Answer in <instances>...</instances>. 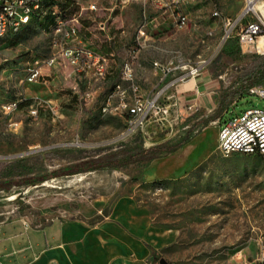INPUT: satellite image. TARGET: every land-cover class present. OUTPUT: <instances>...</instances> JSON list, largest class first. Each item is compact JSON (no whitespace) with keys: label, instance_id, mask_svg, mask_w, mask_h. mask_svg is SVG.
Returning a JSON list of instances; mask_svg holds the SVG:
<instances>
[{"label":"rangeland","instance_id":"obj_1","mask_svg":"<svg viewBox=\"0 0 264 264\" xmlns=\"http://www.w3.org/2000/svg\"><path fill=\"white\" fill-rule=\"evenodd\" d=\"M52 1L64 6L68 17L80 15L78 38L72 44L107 56L110 74L96 82L91 73H77L63 64L43 72L39 83H20L25 62L50 56L43 30L53 20L42 12L35 17L42 18L43 30L33 22L0 44V182L48 176L77 162L114 161L131 147L190 140L151 161L0 192V225L108 220L156 250V259L148 256L140 264H159L160 259L167 264H257L264 245V157H223L218 128L246 110H264V85L261 97L248 93L235 97L231 111L209 124L204 122L212 114L184 112L177 87H169L160 98L161 104L171 106L169 114L149 118L132 135H123L124 116L100 110L133 50L134 85L140 96L155 95L191 68H199L195 78L213 80L219 96L230 90L264 56L254 44L240 46L238 26L224 39L225 24L237 19L243 1L182 0L186 16L182 29L171 28L166 15L150 6L123 8L116 0ZM91 4L97 11H88ZM144 24L145 36L138 45L136 37ZM160 69L167 70L165 77ZM24 98L51 102L56 114L42 107L33 120L25 106L11 113L4 109Z\"/></svg>","mask_w":264,"mask_h":264},{"label":"built area","instance_id":"obj_2","mask_svg":"<svg viewBox=\"0 0 264 264\" xmlns=\"http://www.w3.org/2000/svg\"><path fill=\"white\" fill-rule=\"evenodd\" d=\"M46 0H0V44L19 34L33 22L40 21L41 17H35L36 13L47 14L44 9ZM120 7L139 4L143 7L150 6L154 10L166 15L169 26L174 29H182L186 25V16L181 12L182 0H116ZM243 8L237 19L228 20L225 24L227 31L224 39H229L233 30L239 27L236 37L240 46L256 45L259 39L264 38V0H242ZM88 11L95 12L97 7L91 4ZM54 16L49 37L50 56L43 59H33L22 65L23 78L20 83L36 84L44 79L43 72L56 69L63 64L68 65L77 73L89 72L96 82H104L110 74L109 58L95 50L83 45H74L77 40V27L80 15L73 14L66 17L53 7ZM217 16V13H214ZM147 24V23H146ZM138 30L136 42L139 45L141 37L145 36L144 28ZM104 31V27L100 26ZM122 64L119 81L105 93L100 108L101 113L110 116L122 117L125 120L123 135H132L140 131L151 117L167 116L171 106L161 104L160 98L169 87H177L185 83L188 78L198 75L199 68H191L186 74L173 79V81L152 96L138 95V88L134 85L133 59ZM45 72V73H46ZM163 77L167 70L160 69ZM261 88H253L249 95H260ZM27 99L7 105L4 109L16 112L20 105ZM43 103V104H41ZM30 117L35 120L39 108L45 107L52 115H55V107L51 102H32L28 106ZM16 127V124H14ZM218 151L223 157L231 155L261 156L264 157V110L250 109L232 117L218 128ZM257 264H264V245L260 248Z\"/></svg>","mask_w":264,"mask_h":264},{"label":"crops","instance_id":"obj_3","mask_svg":"<svg viewBox=\"0 0 264 264\" xmlns=\"http://www.w3.org/2000/svg\"><path fill=\"white\" fill-rule=\"evenodd\" d=\"M216 87L199 75L179 84L176 95L184 102L185 113L200 110L209 115L219 105ZM235 103L227 105L221 119ZM148 256L145 244L108 220L94 225L81 221L0 225V264H140Z\"/></svg>","mask_w":264,"mask_h":264},{"label":"trees","instance_id":"obj_4","mask_svg":"<svg viewBox=\"0 0 264 264\" xmlns=\"http://www.w3.org/2000/svg\"><path fill=\"white\" fill-rule=\"evenodd\" d=\"M53 7L57 8V11L62 14L63 16L68 17V10L65 9L64 6L54 4L52 0L45 1L44 3V9L47 10V14L44 16L45 18L52 20L54 19V16L52 15ZM37 25L43 30L41 27V20L36 22ZM53 25V24H52ZM52 25L49 29L43 30L44 32L48 33ZM264 85V56L260 59L258 64L255 66V68L249 72L248 74L240 77L237 82L232 86L230 90H227L225 92H222L219 96V105L215 112L209 116L205 124H209L211 122H214L216 120L221 121V114L225 110V108L228 105V102H232L235 97H240L246 93L250 89L261 87ZM31 103V100H26L23 104L20 105V108L22 106L29 105ZM225 123V122H223ZM222 123V124H223ZM189 137L183 138L178 143L168 146V143L153 146L148 149H144L142 147H131L123 152H121L120 156L115 159L114 161H107L104 163H100L99 161H84V162H77L75 164L68 165L64 168H61L50 175L46 176H40L36 178H27L25 180H22L20 182H14L11 180L7 181H1L0 182V192L9 193L13 187H31L35 185H39L41 183H44L45 181L51 179V178H61V177H67V176H73L78 175L82 173L87 172H94L102 169H112V168H123L128 165L136 164L141 161H151L156 158H159L163 154H170L177 151L180 147L184 146L189 142ZM96 223L90 224L94 225ZM146 248L150 252V256L154 259L157 258V252L155 249H153L150 245L145 244Z\"/></svg>","mask_w":264,"mask_h":264},{"label":"bare ground","instance_id":"obj_5","mask_svg":"<svg viewBox=\"0 0 264 264\" xmlns=\"http://www.w3.org/2000/svg\"><path fill=\"white\" fill-rule=\"evenodd\" d=\"M257 49L261 50V51H264V38L258 40Z\"/></svg>","mask_w":264,"mask_h":264},{"label":"water","instance_id":"obj_6","mask_svg":"<svg viewBox=\"0 0 264 264\" xmlns=\"http://www.w3.org/2000/svg\"><path fill=\"white\" fill-rule=\"evenodd\" d=\"M159 264H167V263L163 259H160Z\"/></svg>","mask_w":264,"mask_h":264}]
</instances>
